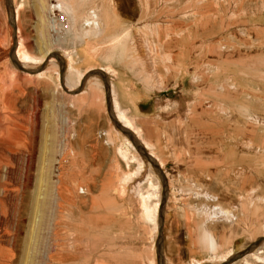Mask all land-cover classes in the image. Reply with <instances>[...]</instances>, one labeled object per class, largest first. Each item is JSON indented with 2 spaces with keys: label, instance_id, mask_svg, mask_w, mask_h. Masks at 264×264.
Here are the masks:
<instances>
[{
  "label": "rangeland",
  "instance_id": "rangeland-1",
  "mask_svg": "<svg viewBox=\"0 0 264 264\" xmlns=\"http://www.w3.org/2000/svg\"><path fill=\"white\" fill-rule=\"evenodd\" d=\"M117 71L170 87L172 166L112 120ZM263 234L264 0H0V264H264Z\"/></svg>",
  "mask_w": 264,
  "mask_h": 264
},
{
  "label": "crops",
  "instance_id": "crops-1",
  "mask_svg": "<svg viewBox=\"0 0 264 264\" xmlns=\"http://www.w3.org/2000/svg\"><path fill=\"white\" fill-rule=\"evenodd\" d=\"M112 68L116 70L115 66ZM117 72L111 73L107 86L108 103L113 113H121L139 134L144 148L152 150L155 159L162 161V166H172L174 162L168 159H180L186 134L179 123L181 115L175 109L178 101L167 92L170 87L157 88V82L147 84L133 78L132 74ZM163 79H166L165 75Z\"/></svg>",
  "mask_w": 264,
  "mask_h": 264
},
{
  "label": "bare ground",
  "instance_id": "bare-ground-1",
  "mask_svg": "<svg viewBox=\"0 0 264 264\" xmlns=\"http://www.w3.org/2000/svg\"><path fill=\"white\" fill-rule=\"evenodd\" d=\"M15 55L17 56V58L20 60V58L22 60H31V56L28 55V53L26 52V50L24 49L23 45L20 43V42H17V48L15 50ZM40 62V61H39ZM113 105H114V102H113ZM115 108V105L114 107ZM117 116V117H116ZM114 118H116L117 121L120 122V124L125 127L126 129L130 128L133 132V134L135 135L134 137H136V139L139 140V142L141 141L140 137H139V134L137 132H134L130 123L124 119V117L121 115V113L119 111L116 112V115L114 114ZM129 130V129H128ZM142 143V142H140ZM143 146V145H142ZM131 147H133L131 145ZM144 147V146H143ZM152 151V150H151ZM148 154H150V156L154 157L153 154L151 152H148ZM142 163V162H141ZM264 236V234L262 235Z\"/></svg>",
  "mask_w": 264,
  "mask_h": 264
},
{
  "label": "water",
  "instance_id": "water-1",
  "mask_svg": "<svg viewBox=\"0 0 264 264\" xmlns=\"http://www.w3.org/2000/svg\"><path fill=\"white\" fill-rule=\"evenodd\" d=\"M14 11V10H13ZM11 13V12H10ZM14 13V12H13ZM11 17H14L13 14H11ZM16 45V41L14 42L13 48ZM12 48V51H13ZM102 78V76H101ZM115 124H117L119 126V128L121 129V131L125 134V136L132 142V144L137 148L138 152L140 153V155L142 156V158H145L147 161H149L151 163V165L157 169V164L154 162V159L152 156H150V154H148V152L145 150V148L142 146V144L134 137V135L125 127H123L119 121L116 120V118L112 119Z\"/></svg>",
  "mask_w": 264,
  "mask_h": 264
},
{
  "label": "built area",
  "instance_id": "built-area-1",
  "mask_svg": "<svg viewBox=\"0 0 264 264\" xmlns=\"http://www.w3.org/2000/svg\"><path fill=\"white\" fill-rule=\"evenodd\" d=\"M57 8V5H55V7H52L48 12V17L53 20V23L56 24L59 29L65 26L66 18Z\"/></svg>",
  "mask_w": 264,
  "mask_h": 264
}]
</instances>
